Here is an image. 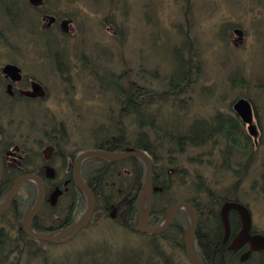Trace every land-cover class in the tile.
<instances>
[{"label":"trees","instance_id":"trees-1","mask_svg":"<svg viewBox=\"0 0 264 264\" xmlns=\"http://www.w3.org/2000/svg\"><path fill=\"white\" fill-rule=\"evenodd\" d=\"M25 1L27 9H23L24 15L28 20L31 19L40 31L42 23H36L32 13L27 10L39 11V8L47 3V0H43L37 9H28V6H31L30 2ZM4 6V3L0 1V12L5 17V13L10 12L4 10ZM56 8L51 10L53 14L49 15L44 12L43 19L52 17L56 24L57 20L64 18H58L59 14ZM188 13H192V11L189 12L185 8L183 10L184 17ZM39 18L36 16L35 19ZM152 22L155 24L154 21ZM112 23L113 21L107 19L102 23V26L110 28ZM153 23L148 24L150 28L155 27ZM120 26L121 24L115 30V36L111 35L113 41L115 38L125 39L126 27L125 25ZM121 32L123 34L125 32L124 37L123 35L119 36ZM50 33L51 35L46 37H52L55 42L53 46L57 47L56 52L66 57H63L62 60L55 57L59 65L57 66L56 61V68H60V60L63 63L67 61L70 53L71 57H77L79 54L77 50L81 47L82 56H86L88 53L86 46L90 44L89 55L91 56L85 57L87 61L89 58L92 59L90 61L91 68L85 71L86 79H89L87 82L100 84L99 86L103 91L105 90V94H110V98H112L110 105L114 112L117 111L116 114L107 116L106 124L99 126L95 133L90 135L89 143L85 140L82 141V145L90 144V147L93 146L94 149L114 153L135 149L146 152L152 158L153 199L148 220L149 226L158 227L165 220V214L170 206L179 201H187L194 207L198 215L199 221L193 244L194 252L201 264H264V255L251 250L249 244L240 249L235 248L234 241L241 231V220L238 213L230 211L226 218L221 215V207L226 202H238L247 206L242 198V196L245 197L246 191L243 193L244 195L240 194L238 188L241 186V182L243 184L251 182L252 173L249 172L251 164L248 160L256 156L255 153L257 154L258 147L251 144L252 136L245 129L238 115L235 112L233 115L220 113L209 118L210 122L204 118H195L191 124H188V127L174 128L175 130L170 132L162 129V125L167 123L166 113H163V109L159 105L166 104L173 107L171 105L178 103L191 86V75L197 69L192 48H186L187 59H181L182 53L178 59L175 57L180 62L176 60L175 70H172L167 85L162 89L164 91L156 93L135 86L134 80L131 79L136 78V74L141 75L140 73L132 71L130 73L131 69L125 68L118 75L109 69V67L115 66L112 62L115 49L109 48V45L105 43V36L100 38L104 41L102 44H97L95 48H92L95 45L91 42L93 34L82 35L81 44L80 41L77 42V39L76 43H72L73 41L61 42L63 36L66 37V33L60 28L58 31L54 30L53 34L52 31ZM42 35L37 34V37H44L41 40L44 45L47 38ZM85 36H88L86 45H84ZM26 41L25 39L24 45ZM47 43L45 45L49 49ZM167 52L172 53V47L167 49ZM48 54V57L53 56L50 51ZM85 60L82 58V63ZM93 60L95 61L93 62ZM147 66V69L150 70L145 71L146 74L154 76L158 72L163 75L159 69H153L154 67L148 63ZM132 70L135 71V69ZM142 74L144 77V72ZM89 87L94 88V86ZM164 107L166 108L165 105ZM159 122L162 123L160 126ZM59 132L63 134L62 130ZM71 140V138L64 137L58 142L56 140L51 142L52 144L57 143L58 153L52 155L49 160H44L41 154L39 158L35 157L33 152L28 157L26 154L24 155L21 166L26 169L25 173L34 172L39 175L44 182L47 194H49L47 201L33 220L32 229L36 232L47 233L68 227L79 221L86 211V198L72 180V161L75 156H70L71 161H69L64 154L67 146H70ZM202 151L212 158L214 156L216 164L214 167L212 166L214 169L212 176L208 174L203 176L199 171L191 172V167L189 169L186 166L187 162L199 160L198 156L200 155L192 156L193 152L197 154ZM31 156L37 161L28 164L29 161L26 160ZM234 165L239 167L238 172L231 171V167ZM47 169L52 170V176L47 174ZM262 170L264 169L261 168ZM258 172L257 170L254 172V177L257 175L262 183L259 192L263 194L264 199V174L260 173L259 176ZM230 174L232 182H230L231 180L228 182ZM80 176L92 191L95 199V211L101 215L98 220L88 226L86 231L99 227L94 225L110 224L116 232L138 238L140 242L138 244H132L129 241L120 243L114 236L108 241L104 239L99 242L92 240L84 245V247L87 246L84 250L76 249L77 251L65 252L58 257L47 254L43 248L44 244L53 249L63 246H53L30 239L22 231L23 220L37 197L36 185L28 181L22 185L12 206L5 214V218L9 216L14 220L16 232L12 237V227L11 230L1 227L0 264H19L21 261L23 264H88L96 259H102L104 264H110L108 260L111 261V264H178L173 251L182 248L184 252V235L189 227L185 211H178L167 231L162 234H146L138 230L139 197L146 180L145 164L141 159L111 161L89 157L80 166ZM11 186L10 182L5 185L0 184V204L8 196ZM251 198H256V194H252ZM146 206L147 200L144 199L142 208L145 209ZM78 236L79 234L75 237ZM11 252L15 254L13 259L15 261L8 258V254Z\"/></svg>","mask_w":264,"mask_h":264},{"label":"rangeland","instance_id":"rangeland-1","mask_svg":"<svg viewBox=\"0 0 264 264\" xmlns=\"http://www.w3.org/2000/svg\"><path fill=\"white\" fill-rule=\"evenodd\" d=\"M0 1L5 5L4 10L10 12H6L5 17L0 12V65L7 63L9 57L11 59L12 53L15 52L13 47L19 52L22 50L23 55L34 53L38 56L35 62L29 61L30 69L38 70L35 73L36 78L44 83L42 84L47 87L50 96L38 108L42 110L50 108L55 114L57 111L60 112L61 108L65 110L64 116L61 114L59 118L66 117L64 121H67L69 128L66 130L65 137L70 136L72 139L65 152L74 151L75 157L81 154L79 152L81 148L82 151L93 149L90 144L82 145V141L86 140L89 143L90 135L95 133L99 126L106 124L107 116L116 114L117 111L114 112L110 105L112 103L110 94H105L100 84L87 82L89 79H86L85 71L91 68L92 59L89 58L87 61L85 57L89 55L90 44L86 46V52L88 51L86 56H82L81 47L77 50L79 53L77 57H71L70 53L67 61L63 63L61 60L66 57L56 52L57 47L53 46L55 43L53 38L46 37L51 35L50 31L53 34L54 30L58 31L59 28L63 30L66 37L63 36V40L60 41L66 43L72 41L76 43L77 39V42L80 41L82 44V35L93 34L95 38L92 37L91 42L95 45L92 48L102 44L106 39L105 43L109 45V48L115 49V55L112 57L115 66L109 69L118 75L125 68L131 69L130 73L131 71L140 73L141 75L136 74L137 77L131 79L134 80L135 86L156 93L164 91L162 89L167 85L172 70H175V63L179 61L178 56L182 53L181 59H187L186 48H192L197 69L191 75V86L178 103L171 105L173 107L166 104L159 105L163 113H166L167 123L162 125V129L170 132L175 130L174 128L188 127L195 118H204L210 122L209 118L220 113L233 115L232 106L235 102L239 99L249 101L255 114V117L253 114V126L258 135L255 139L251 138L250 142L258 148L257 154L254 152L255 158L248 160L251 164L249 172L252 173V180L245 184L241 182L238 189L240 194L246 191L245 197L242 196V198L251 212L253 230L259 235H264V199L263 194L259 192L262 183L257 175L254 177L256 170L259 171V176L260 173L264 174V170L261 171V168L264 169V0H47L48 4H43L39 8L40 12L27 10L32 13L36 23H42L40 31L31 19L28 20L24 15V10L27 9L25 0ZM189 2L192 13L184 17L182 5L190 7ZM54 8L59 14L58 18L64 17L57 20L56 24L48 21L47 18L43 19L44 12L53 14L51 10ZM36 16L40 18L35 19ZM107 19L113 21L110 28L102 26ZM150 23H153L155 27L150 28L148 25ZM120 24V27L124 25L126 27L125 39L119 40L114 37L113 41L111 35L115 36V30ZM37 34H43L42 36L47 38L49 49L46 48V41L42 45L41 40L44 37L39 38ZM122 35L124 37L125 32L119 34L120 37ZM101 37H104V41L100 40ZM25 39L27 41L24 45ZM85 39L84 45L87 43L88 36H85ZM171 47L173 52H167V49ZM48 51L53 53V56L48 57ZM55 57L61 59V69L56 68ZM82 58L85 60L83 63ZM147 63L154 67L153 69H159L164 76L158 72L154 76L146 74L145 71L150 70L147 69ZM57 66H59L58 61ZM58 70L63 73L55 77L54 72ZM111 71L108 70V72ZM88 86H94V88H88ZM2 98L0 122L4 133L3 140L11 139V142L22 145L27 157L33 152L35 157L39 158L41 148L47 144L46 138L49 135L57 142L64 138V133L59 132L61 126L58 121L53 124L54 131L48 136L43 135V132H49L52 129L47 122L43 125L42 121H39V129H44L41 133H36L32 129L35 127V124L31 123L33 109L28 107L34 108L37 105L20 102L22 107L17 109L16 106H5L4 103L7 101ZM76 105L82 110L76 108ZM11 108H14L16 112H13ZM19 124L22 137H11L13 133L16 134ZM161 124L159 122L158 125ZM197 155H200L199 160L187 162L186 166L189 169L191 167V172L199 171L203 176L205 174L212 176L213 167L216 164L214 156L212 158L203 151L197 154L192 153V156ZM26 161L31 164L37 160L31 156ZM54 163L56 164L55 159ZM238 168L234 165L231 171L238 172ZM229 181L232 182V175ZM254 193L256 198H251ZM100 216V213L96 212L92 222L98 220ZM13 222L12 217H4L0 220V230L1 227L10 228V230L12 227L11 236H15L16 226ZM94 226L99 227L80 233L71 241L72 243L69 242L59 249H53L45 244L43 248L47 254L58 257L65 252L77 251L76 249L84 250L87 247L84 245L92 240L108 241L109 238L116 236L120 243L129 241L132 244H138L140 242L138 238L116 232L110 224ZM102 230H104L103 233H101ZM173 254L178 264H190L182 248L175 249ZM8 255V258L14 259V253L11 252ZM108 261L111 264V261ZM20 263L23 264L22 261ZM88 264L104 263L102 259H96Z\"/></svg>","mask_w":264,"mask_h":264},{"label":"water","instance_id":"water-1","mask_svg":"<svg viewBox=\"0 0 264 264\" xmlns=\"http://www.w3.org/2000/svg\"><path fill=\"white\" fill-rule=\"evenodd\" d=\"M30 1L34 4H39L41 2V0H30ZM12 69H14V67L12 66L6 67V70H12ZM233 110L242 120V122L248 125V128L252 133V130L253 129L255 130V128L252 126L253 111L249 101H247L246 99H239L237 102L234 103ZM52 150L53 148L51 146L47 147L45 151L46 159H48ZM89 157H98L111 161H119L130 158L141 159L145 164L146 180L142 187L139 197L138 230L146 234H161L169 228L177 211L179 210L185 211L189 218V227L184 235L185 254L191 264H201L193 249L194 238L198 225V216L195 209L188 202H177L174 205L170 206L166 212L165 220L160 226L154 228L149 226L148 219L151 213L152 199H153V190H152L153 161L145 152L135 149H130L123 153H114L104 150L90 149L82 152L79 156H77V158L73 163V182L84 194L87 202V207L83 217L78 222L68 227L62 228L58 231L47 232V233L36 232L32 229L33 220L40 211L46 198L44 183L42 179L35 174H24L14 180L8 196L0 204V216L10 208V206L14 201L15 196L20 191L23 183L26 181H33L37 186V197L32 208L30 209V211L23 220L22 223L23 233L26 236H28L30 239L51 243L53 245H59L70 241L79 231L85 229L89 225L94 215V208H95L94 196L90 188L84 183V181L80 176V165L82 164L83 161H85ZM2 175H3V164L2 161L0 160V181L2 179ZM144 199L147 200V206L145 209L142 208V201ZM229 210H235L238 212L242 224L241 233L238 237H236V242H237L236 249H239L248 241H250V244L252 246L253 245L256 246V244H258L259 242V246L264 247L263 236L252 237L250 234L252 227V218L250 211L240 203L228 202L225 203L221 209L222 216H225Z\"/></svg>","mask_w":264,"mask_h":264},{"label":"flooded vegetation","instance_id":"flooded-vegetation-1","mask_svg":"<svg viewBox=\"0 0 264 264\" xmlns=\"http://www.w3.org/2000/svg\"><path fill=\"white\" fill-rule=\"evenodd\" d=\"M29 8L37 9L38 7L29 6L28 9ZM48 21H52L55 23V20L52 17H49ZM13 51L15 52L12 53L11 59L9 57L7 63L0 65V101H1V98L3 97V99L7 100V102L4 103L5 106H10V107L16 106L17 109L19 107H22L21 106L22 104L20 102L37 105L34 108L28 107V108L33 109V118H32L31 123L35 124V127L31 126L32 129H34L37 133H41L44 129H39V124H40L39 121H42L43 125L47 122L50 128H52L53 124H55L56 121H58V124L61 126L59 127V129L63 131L64 137H65L66 130H68L69 126H68L67 121L66 122L64 121L66 120V117L61 118V119L59 118L61 114L64 116L65 110L61 108L60 109L61 111L60 112L57 111V114H55L50 108H46L45 110L38 108V106L42 105L50 97L48 94L47 87L43 85L44 83L42 81L40 80L38 81V79L36 78L35 73H37L38 70H33V68L30 69L31 67L29 65V61L33 60L35 62L38 56L35 54L23 55L22 54L23 52L21 53L22 50L19 52L14 47H13ZM7 66H12L14 67V69L6 70ZM60 73H63V72L58 70V72L56 73L54 72V76L58 77L57 74H60ZM52 77L53 76H51V78ZM0 107H2L1 103H0ZM76 108H79L80 110H82V108H80L78 105H76ZM11 109L13 110V112H16L14 108H11ZM29 114L31 116L30 110H29ZM54 117H56V120H54ZM8 125L10 124L8 123ZM243 125L244 127H246V130H247V126L245 124ZM19 127H20V124L16 128V131H15L16 134L13 133L12 135H10L11 137H18V138L22 137V134L19 132L20 131ZM39 130H41V132H39ZM53 131H54V128H52L49 132H43V135L48 136L49 133ZM68 138L70 139L71 137L68 136ZM3 139H4V133L2 132V125L0 122V160L2 161V164H3V176L0 181V184L2 183L3 185H5L8 182H10V184L13 183L14 180L19 175L23 174L26 171V169L21 166V163L23 162V158L25 155V152L23 151L24 149L22 148L23 146L18 145L17 142H14V141L11 142V139H8V140H3ZM46 140H47V144L41 148V155L45 157V151L48 146H51L53 148L51 152L53 153V155L55 153H58L56 143H53V144L50 143V141H54L50 135L48 138H46ZM79 152L80 153L82 152V148L79 149ZM64 154L66 155V158L70 161V156L75 155V152L71 151L67 153L64 151ZM17 173H19V175H17ZM46 201L47 199L45 200V202ZM5 216H6L5 213L2 214L0 216V219H3ZM251 235H256L253 229L251 230ZM248 244L249 243L247 242L246 245ZM255 248L256 249L254 252L261 253L264 255V248H261L259 246V242L258 244H256ZM247 250H249V248H247Z\"/></svg>","mask_w":264,"mask_h":264},{"label":"bare ground","instance_id":"bare-ground-1","mask_svg":"<svg viewBox=\"0 0 264 264\" xmlns=\"http://www.w3.org/2000/svg\"><path fill=\"white\" fill-rule=\"evenodd\" d=\"M56 59V58H55ZM10 65H12V64H10ZM63 68V67H62ZM3 99V98H2ZM7 101V100H6ZM252 108V107H251ZM254 114V113H253ZM9 192H10V190H9ZM9 194V193H8ZM16 197V196H15ZM15 199V198H14ZM222 215V214H221ZM226 216H227V214L225 215V216H222L223 218H226Z\"/></svg>","mask_w":264,"mask_h":264}]
</instances>
